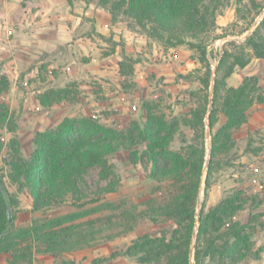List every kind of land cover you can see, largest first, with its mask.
Wrapping results in <instances>:
<instances>
[{"label":"rangeland","instance_id":"1","mask_svg":"<svg viewBox=\"0 0 264 264\" xmlns=\"http://www.w3.org/2000/svg\"><path fill=\"white\" fill-rule=\"evenodd\" d=\"M115 2L123 0H73V6L68 0H0V56L18 50L23 62L13 63V56L0 61V168L16 201L15 236L18 231L31 229L34 220L65 235L77 231L75 236L83 241L92 239V232H99L96 241L72 252L56 257L34 254L32 264H139L135 259L112 256L122 254L138 237H157L174 227L162 218L159 223L138 218L133 208L138 212L160 208L194 191L199 179L193 203L197 220L203 209L232 199L231 208H243L234 220L244 224L251 234L248 247L244 246L249 257L241 264H264L263 59L253 58L227 80L230 88L249 85L247 100L253 101L247 111L248 122L228 128V119L219 110L215 127H210L222 47L247 40L264 19V0H245L242 4L219 0L217 6L210 5L216 17L208 28L209 35L219 39L208 49L209 79L199 61L193 59L199 57L197 51L187 45L166 46L142 34L139 27L131 30L130 19L123 13L125 8H113ZM11 3L14 9L9 10ZM260 6L262 11L256 15ZM209 16L211 19L214 14ZM42 20L45 23L41 25ZM41 30H46V48L38 49L34 41ZM9 31L6 42L3 34ZM53 31L56 35L49 36L48 32ZM51 38L55 41H49ZM31 42L33 61L27 67L24 51ZM5 63H9L6 69ZM205 79L210 82L209 88L201 83ZM58 95L67 100L57 101ZM147 103L155 116L163 117L167 126L174 125L177 130L172 140L159 143L156 157L160 169L171 162L173 153L185 161L203 156L201 170L187 165L176 179L156 178L147 150L150 143H136V161L131 160L127 150L108 156L111 173L107 179H102L99 168L88 171L82 193L76 195L81 202H89L98 188L116 184L115 191L100 203L75 207L71 203L74 200L69 199L62 206L34 211L24 176H19L10 164L30 160L37 133L56 128L65 118L92 117L107 127L137 135V128H144L147 122L143 107ZM218 133L220 141L215 144L213 138ZM14 146H19V156L12 150ZM130 226L133 229L125 231ZM30 244L21 241L22 247ZM22 258L19 250L16 255L1 254L0 264H29L28 257L26 261Z\"/></svg>","mask_w":264,"mask_h":264},{"label":"trees","instance_id":"2","mask_svg":"<svg viewBox=\"0 0 264 264\" xmlns=\"http://www.w3.org/2000/svg\"><path fill=\"white\" fill-rule=\"evenodd\" d=\"M244 1L237 0L239 4ZM68 2L73 6V0ZM218 2L219 0H123L115 2L113 8L119 6L125 8L123 13L130 19L128 27L131 30L136 31L139 27L142 34L161 41L166 46L187 45L192 51H197L199 57L193 59L199 61L209 79L211 64L208 49L219 39L209 35L208 28L211 21L215 23L216 17L215 10L210 11V5L217 6ZM261 11L260 6L256 10V15ZM209 14H214V17L210 19ZM112 15L115 21L116 14L112 12ZM221 51L210 116L211 129L217 123L219 110L227 117L228 128L248 122L247 111L253 101L247 100L250 87L245 83L239 88H230L227 86V80L237 68H246L253 58L264 60V19L243 44L229 42ZM208 79L201 80L206 88L210 87ZM222 99L224 102L220 103ZM56 100L64 101L67 98L58 95ZM143 107L147 111V122L144 128H137V135L134 131L126 133L107 127L92 117L65 118L56 128L37 133L34 138L35 150L30 160L10 164L19 176H24L26 187L34 201V211H40L45 207L62 206L68 203L69 199L74 200L71 203L75 207L100 203L105 195L115 191L116 184L110 183L98 188L89 202H81L80 198L76 199V195L82 193L88 171L99 168L102 179H107L111 173L107 162L108 156L127 150L131 160L136 161L137 152L134 150L136 143H150L147 150L154 163L153 172L156 178L163 176L176 179L187 165L201 170L204 164L203 156L198 160L185 161L183 157L173 153L171 162L160 169L156 157L159 143L172 140L177 130L174 125L167 126L163 117L155 116L148 103ZM6 113L9 114L7 108ZM2 121L3 116H0V123ZM213 139L215 144L218 143L220 133L215 134ZM1 149L0 146V152ZM12 150L16 155H20L19 146H14ZM11 179L16 183L20 182L18 177L11 176ZM0 180L8 193L10 203L8 209L0 191V255H16L19 250L23 257L21 260L26 261L28 257L29 264H32L34 254H50L56 257L96 241L99 233L97 231L90 234L92 239L87 238L83 241L81 236H75L77 231L68 232L67 238L64 232L55 231L54 227L42 226L37 220L33 221L31 229L18 231L19 235L15 236L18 214L16 201L8 189L6 176L1 168ZM206 186L208 190L209 184ZM198 187L199 179L194 191L182 194L160 208H149L139 212L138 208H133L134 211H131L138 218L149 219L154 223H159L162 218L174 228L171 232H163L157 237L150 235L138 237L122 254H113L112 258L123 256L135 259L139 264H241L249 257L244 246L248 247L251 237V234L246 232V226L234 220L237 211L243 208H231L233 200L227 198L223 204L203 209L197 220L193 203L197 198ZM8 215L11 216V228L1 236L9 223ZM132 229L130 226L125 231ZM21 241H29L31 244L22 247Z\"/></svg>","mask_w":264,"mask_h":264},{"label":"crops","instance_id":"3","mask_svg":"<svg viewBox=\"0 0 264 264\" xmlns=\"http://www.w3.org/2000/svg\"><path fill=\"white\" fill-rule=\"evenodd\" d=\"M11 8L14 9V4L13 3H11L9 5V10ZM7 14L9 16L15 15V13H7ZM40 23H41V25L44 24L45 23V20H42ZM45 31L46 30H41V32L39 31L38 34H37V40L34 41V43L36 44V48H38V49L46 48L45 47V44H46V41H45V38H46V35L45 34H46V32ZM48 33H49V36H55L56 35L55 31H53V33L52 32H48ZM6 34L7 35H10V31L3 34V36L5 35V37H7V40H5L7 42L8 41V36H6ZM49 41L54 42L55 40L51 38ZM34 43L31 42V44H29V47L27 48V50L24 51V53H25L24 60H26V62L24 64L27 65V67L33 61V59L31 58V54H32L33 48H34L32 45ZM9 53H10L9 56H13V63H18V62L21 63L22 62V52L21 51L11 50ZM9 56L8 55L0 56V61H3V59H6V57H9ZM1 63L2 62H0V64ZM8 65H9V63H7V64L5 63V69L8 67Z\"/></svg>","mask_w":264,"mask_h":264},{"label":"water","instance_id":"4","mask_svg":"<svg viewBox=\"0 0 264 264\" xmlns=\"http://www.w3.org/2000/svg\"><path fill=\"white\" fill-rule=\"evenodd\" d=\"M0 191L2 193V196H3V199H4L5 203H6V206L9 209L10 208V203H9L8 193L5 190V188L3 187V184L1 182V180H0ZM10 220H11V216L8 215V222L9 223H8V226H7L6 230L1 234V236H3L4 234H6L10 230V228H11V222H10Z\"/></svg>","mask_w":264,"mask_h":264}]
</instances>
